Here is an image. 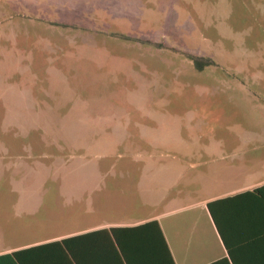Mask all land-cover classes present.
Masks as SVG:
<instances>
[{
    "label": "rangeland",
    "instance_id": "obj_1",
    "mask_svg": "<svg viewBox=\"0 0 264 264\" xmlns=\"http://www.w3.org/2000/svg\"><path fill=\"white\" fill-rule=\"evenodd\" d=\"M7 68L39 107L10 110L0 145L45 187L154 183L194 248L206 203L264 179V0H0Z\"/></svg>",
    "mask_w": 264,
    "mask_h": 264
},
{
    "label": "crops",
    "instance_id": "obj_2",
    "mask_svg": "<svg viewBox=\"0 0 264 264\" xmlns=\"http://www.w3.org/2000/svg\"><path fill=\"white\" fill-rule=\"evenodd\" d=\"M11 75L8 68L0 74L2 130L15 124L10 110L39 107L34 91L11 85ZM26 161L21 152L0 145V264H169L159 230L174 264H212L227 256L208 211L204 229L213 245L192 247L196 232L203 230L193 217L185 218L184 238L177 240L173 224L178 222L159 210L167 193L154 194L153 187L150 191L154 183L135 190L136 182L108 180L96 170L95 179L66 182L61 188L50 183L48 188L36 164L31 167ZM261 186L264 179H256L211 201ZM128 188L132 190L124 191ZM238 207L228 206L226 214L241 215L242 259L219 264H264V204L245 200L240 211Z\"/></svg>",
    "mask_w": 264,
    "mask_h": 264
},
{
    "label": "trees",
    "instance_id": "obj_3",
    "mask_svg": "<svg viewBox=\"0 0 264 264\" xmlns=\"http://www.w3.org/2000/svg\"><path fill=\"white\" fill-rule=\"evenodd\" d=\"M245 200H253L255 203L259 202L260 205L264 204V186L247 191L244 193L236 194L231 197L215 200L206 204L207 211L211 217V220L217 230L219 238L227 250V256L219 259L217 262L212 264L224 263L227 261L236 262L241 260V224L242 218L239 212L233 216L226 214L228 206L236 207ZM240 211V210H239ZM152 224H157L152 222ZM159 238L163 245L164 258L168 260L169 264H174L173 258L168 250L166 242L159 230ZM264 259V253H263ZM128 263V262H127ZM130 263V262H129Z\"/></svg>",
    "mask_w": 264,
    "mask_h": 264
}]
</instances>
